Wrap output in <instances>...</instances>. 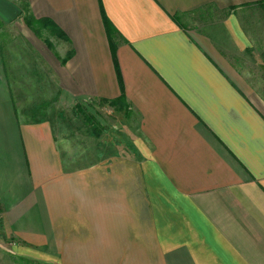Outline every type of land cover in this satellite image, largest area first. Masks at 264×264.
Here are the masks:
<instances>
[{
	"label": "crops",
	"instance_id": "1",
	"mask_svg": "<svg viewBox=\"0 0 264 264\" xmlns=\"http://www.w3.org/2000/svg\"><path fill=\"white\" fill-rule=\"evenodd\" d=\"M22 3L37 25L22 22ZM202 11L201 30L185 24ZM210 11L219 21L206 23ZM0 22V242L11 255L264 264V97L227 59L248 53L264 77V0H0ZM22 58L44 66L31 77L43 100L135 116V133L122 126L129 154L69 171V138L18 98Z\"/></svg>",
	"mask_w": 264,
	"mask_h": 264
},
{
	"label": "rangeland",
	"instance_id": "2",
	"mask_svg": "<svg viewBox=\"0 0 264 264\" xmlns=\"http://www.w3.org/2000/svg\"><path fill=\"white\" fill-rule=\"evenodd\" d=\"M19 5L25 13V20L23 19L22 21L24 22L30 16L26 14L27 9L25 4ZM210 12L212 14L205 20L206 23L212 24L209 22L219 21V18H217L218 12ZM200 14H203V11L190 16L188 20H184L185 24L201 30ZM19 22L21 23V20ZM41 32L42 40H50L48 30ZM227 59L239 71L240 76L244 78L251 90L255 94L264 97V77L261 70L257 67V61L245 52L237 55L229 53L227 54ZM21 61L22 63L20 64L23 65L19 66L15 76L25 74L27 77L22 76L21 80L19 79L18 98H20L21 103H24L26 107H36L38 105L39 108L37 107L38 109L33 112L35 119L49 117L53 120L54 132L58 140L59 138H69L71 144L66 154L69 159V171L89 166L95 161H99V158L107 157L113 151L117 155L129 154V149H123L124 144L122 141H124V138L131 140L133 134H127L125 131H122V126L127 129L129 127L132 131H135L134 127L137 122L135 116L132 115L125 121L121 120L123 118L122 115L113 112L111 106L107 107L104 103L102 104L97 101H65L60 95H55L52 101L43 100V97H40V85L35 84V79H31L36 74L39 76L43 73L42 70H38V68L41 69V63L39 64V61H37L34 63L36 68H33L28 67L23 58ZM41 66L44 68L42 64ZM134 131L133 133H135ZM113 145L116 146L115 149H113ZM6 247V244L3 245L0 242V264H35L33 261H27L26 259L11 255L7 250L8 247Z\"/></svg>",
	"mask_w": 264,
	"mask_h": 264
},
{
	"label": "trees",
	"instance_id": "3",
	"mask_svg": "<svg viewBox=\"0 0 264 264\" xmlns=\"http://www.w3.org/2000/svg\"><path fill=\"white\" fill-rule=\"evenodd\" d=\"M34 21H35V20H34L33 18H28V20H26L25 22H26V25H27V26L31 27V26H33V25L35 24ZM38 23H39V22H38ZM38 23H36V24H38ZM105 23H106V22H105ZM41 24H43L42 21H41ZM0 28H1V22H0Z\"/></svg>",
	"mask_w": 264,
	"mask_h": 264
}]
</instances>
